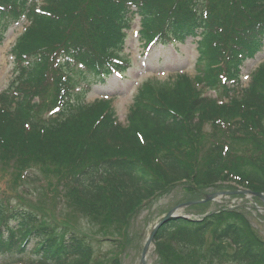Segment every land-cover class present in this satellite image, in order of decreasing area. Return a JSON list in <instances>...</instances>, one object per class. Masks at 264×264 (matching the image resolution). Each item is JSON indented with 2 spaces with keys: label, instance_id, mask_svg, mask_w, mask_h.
I'll list each match as a JSON object with an SVG mask.
<instances>
[{
  "label": "trees",
  "instance_id": "obj_1",
  "mask_svg": "<svg viewBox=\"0 0 264 264\" xmlns=\"http://www.w3.org/2000/svg\"><path fill=\"white\" fill-rule=\"evenodd\" d=\"M129 3L147 40L201 37L197 80L218 98L186 75L146 82L123 124L110 102L75 92L90 76L129 67ZM24 16L11 49L16 76L0 91V177L16 186L40 173L89 228L0 198L1 249L36 241L45 262L122 264L123 252L104 253V243L127 248L133 216L159 195L182 188L184 200L196 199L220 181L264 192V62L246 87L219 78L230 55L228 77L240 84L239 66L264 48V0H0V43ZM156 252L159 264H264V239L243 211L221 209L171 219Z\"/></svg>",
  "mask_w": 264,
  "mask_h": 264
},
{
  "label": "rangeland",
  "instance_id": "obj_2",
  "mask_svg": "<svg viewBox=\"0 0 264 264\" xmlns=\"http://www.w3.org/2000/svg\"><path fill=\"white\" fill-rule=\"evenodd\" d=\"M22 29L23 24L13 26L8 32L5 41L0 44V90L6 89L14 79V65L10 49ZM139 29L140 25L137 18L131 30L128 31L125 55L131 58L133 66L128 70L125 78L122 79L113 76L108 78L104 83L100 81L94 82L92 84V90L86 97L87 103H92L104 97L110 99L118 119L123 124L126 123L129 108L138 87L142 83L147 80L154 83H162L165 80L175 77L176 73L183 71L193 77L196 74L195 60L197 52L195 50V43H193L192 39L185 45L178 44L179 48L177 51L169 46H159L153 48L148 56H143L141 41L136 33ZM263 61L264 50L258 53L255 58L249 59L244 63L241 71L243 79L245 80L244 82H248L249 78L247 77L250 76L249 74ZM162 72L166 74L162 75ZM209 94L214 95L215 93L209 92ZM36 173L33 171L30 172L28 178L24 179L22 184L16 186H12L9 181L1 179L0 177V198L5 197L18 206L28 207L30 204H33L34 206L32 205V207H36L40 210L39 213L44 214L47 218L55 219V221L60 224H74L79 220L83 227L86 226L89 228L85 218L80 219L78 215L75 216L73 211L68 208L66 199L64 198V192L61 193L59 187L58 190L55 191L53 187L47 186V181L43 175L38 172ZM236 186L239 185L233 182H224L206 191L230 190V187ZM184 196L185 192L182 188H175L170 193L160 195L153 202L147 203L146 206L140 208L133 216L128 228V244L121 257L122 264H139L144 242L153 226L165 212L179 202H182ZM216 202L193 206L186 209L185 212H188V214L202 215L215 211L222 207V205H247L250 208H242L240 210L246 214L257 233L264 239V211H261L260 208H256L249 199L242 200L240 197L233 196L229 198L219 197ZM256 205L261 206V203L258 202ZM39 207H41V209ZM92 227L95 230L97 228L93 225ZM32 247L33 244L28 246L27 249L30 251ZM111 247L112 246H109L108 243H104L103 251L109 252V250H115V248ZM10 259L9 257L0 256V264H4L6 261H10ZM147 263L159 264V256L155 252L154 244L151 245L148 252ZM222 264L233 263L225 262Z\"/></svg>",
  "mask_w": 264,
  "mask_h": 264
},
{
  "label": "water",
  "instance_id": "obj_3",
  "mask_svg": "<svg viewBox=\"0 0 264 264\" xmlns=\"http://www.w3.org/2000/svg\"><path fill=\"white\" fill-rule=\"evenodd\" d=\"M256 194H257V195H260V196L264 199V195H263L262 193H256ZM216 195H217V194H213V195H211L209 198H215ZM182 206H183V205H179V206L175 207L174 209H172V210L166 215V217L161 221L160 224H162L163 222L167 221L171 216L174 215V213L178 210V208H180V207H182ZM160 224H159V225H160ZM159 225H157V226L154 228V230L152 231V233H151V235H150V237H149V239H148V241H147V243H146V245H145V248H144V251H143V254H142L141 264H146V253H147V250H148V248H149L150 243L154 240V237H155V234H156V231H157Z\"/></svg>",
  "mask_w": 264,
  "mask_h": 264
}]
</instances>
